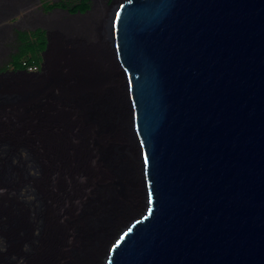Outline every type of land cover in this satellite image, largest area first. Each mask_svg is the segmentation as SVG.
<instances>
[{"label":"water","instance_id":"water-1","mask_svg":"<svg viewBox=\"0 0 264 264\" xmlns=\"http://www.w3.org/2000/svg\"><path fill=\"white\" fill-rule=\"evenodd\" d=\"M106 28L96 105L138 120L152 165L142 206L85 234L110 240L98 264H264V0H121ZM54 34L39 71L0 73L44 77Z\"/></svg>","mask_w":264,"mask_h":264},{"label":"bare ground","instance_id":"bare-ground-1","mask_svg":"<svg viewBox=\"0 0 264 264\" xmlns=\"http://www.w3.org/2000/svg\"><path fill=\"white\" fill-rule=\"evenodd\" d=\"M109 14L97 30L94 72L113 69L107 55ZM70 53L64 51L41 80L42 103L39 85L14 80L24 97L28 91L32 97L0 109V140L7 141L0 161L15 172L17 191L28 203L0 211V264H98L110 240L103 236L96 246L85 234L119 201L121 209L142 206L137 184L152 162L138 120L95 104L90 123L76 131L66 128L78 106L77 99L61 88ZM91 78L88 87L97 84L93 74ZM109 80L114 89L120 88L117 77ZM11 82L5 83L11 87ZM0 98L6 99L4 90ZM56 193L63 197L51 210ZM76 250L79 257L74 258Z\"/></svg>","mask_w":264,"mask_h":264},{"label":"rangeland","instance_id":"rangeland-1","mask_svg":"<svg viewBox=\"0 0 264 264\" xmlns=\"http://www.w3.org/2000/svg\"><path fill=\"white\" fill-rule=\"evenodd\" d=\"M47 1L56 2L59 0H12L13 14L10 17L12 23L10 26L6 25L7 30H3L0 35V44L3 43V47H0V71L12 70L9 61L18 44L17 30L35 32L39 29L47 30L50 33H58L56 35L61 42V46L71 51L70 56L67 57H73L74 59L73 63H67L71 69H69L67 74L66 84L62 78L61 80L63 90L73 95L78 101L77 111L72 119L67 122L66 127L71 131H76L93 120L95 115L94 105L103 90L101 89L102 86L99 88L94 83L88 87L89 80L92 79V74H94L93 62L96 57L95 51H97L94 43L98 41L97 30H100L104 19L107 18L106 14H109V11L111 13L115 5L121 0H89L90 9L88 11L75 13L69 12V8L78 0H63L68 7L64 9L58 7L52 10L45 9L43 4ZM3 22H8V18ZM0 27H2L1 24ZM102 33L103 37L104 31ZM62 38L66 41L79 42H66ZM101 51V58L104 61V50L101 49ZM37 71H39V68ZM0 75L3 74L0 73ZM79 76L82 77L81 81L77 80ZM8 77V81H21L11 76ZM5 82L6 80L0 79V87ZM96 107L99 106L97 105ZM4 145H7V141L0 140V150ZM16 183L18 185V182ZM62 197L58 193L53 194L50 204L51 210Z\"/></svg>","mask_w":264,"mask_h":264},{"label":"trees","instance_id":"trees-1","mask_svg":"<svg viewBox=\"0 0 264 264\" xmlns=\"http://www.w3.org/2000/svg\"><path fill=\"white\" fill-rule=\"evenodd\" d=\"M44 7L46 10H52L54 8H66L68 7L63 0H59L56 2H45ZM90 7L89 0H78L75 4L69 8V12L75 13L76 11L84 12ZM16 36L18 40V44L16 46V50L11 54V58L9 61V65L12 69H26L30 66L37 65L40 67L41 64V52L45 48L46 44V36L45 30H36L35 32H27L24 30H17ZM67 51V49L61 46V42L58 39V36L55 35L53 48L49 56L47 69L45 76L48 74L49 70L56 65L58 59L63 56V52ZM7 69V67H6ZM44 76V77H45ZM36 79L34 81H39L40 83V103L43 102V97L41 95V80L44 78ZM3 81H8L9 77L7 75V79H2ZM13 82V81H12ZM11 82V83H12ZM19 82V81H17ZM10 83V82H9ZM2 89V90H1ZM5 91L6 99L0 100V109L8 106H15L19 103H23L24 98H31V92L28 91L27 95H25V91L19 89L18 84L12 83L11 87H8L6 83L2 84L0 87V91ZM4 93V92H3ZM2 98V97H1ZM0 98V99H1ZM14 171H8L5 169L4 164L0 161V211L5 210L9 206L18 205V206H28V203L23 201L20 198V193L17 191V183L14 178ZM6 197H5V196ZM4 196V197H3Z\"/></svg>","mask_w":264,"mask_h":264},{"label":"crops","instance_id":"crops-1","mask_svg":"<svg viewBox=\"0 0 264 264\" xmlns=\"http://www.w3.org/2000/svg\"><path fill=\"white\" fill-rule=\"evenodd\" d=\"M0 5H2V6L5 5L4 6L5 8L2 7V6L0 7V24L2 26V27H0V35H1V32L3 30L4 31L7 30L6 25H9L10 26V24L12 23V19L10 17L13 14V12H12L13 11V2H12V0H0ZM6 18H8V22H5L4 23L3 21L6 20ZM3 26H4V28H3ZM0 47H3V43L0 44ZM47 71H48V69H47ZM26 81L40 86L39 81L38 82L37 81H34V80L33 81L32 80H26ZM61 88L63 89V87H62V80H61Z\"/></svg>","mask_w":264,"mask_h":264},{"label":"flooded vegetation","instance_id":"flooded-vegetation-1","mask_svg":"<svg viewBox=\"0 0 264 264\" xmlns=\"http://www.w3.org/2000/svg\"><path fill=\"white\" fill-rule=\"evenodd\" d=\"M73 61H74L73 57H72V58H71V57H68V58H67V63H68V64L73 63ZM68 64H67V71H65V73H64V75H63V77H62V79L64 80V83H65V84H66V82H65V81H66V78H67V76H68L67 74H68V72H69V69H71L70 65H68ZM77 80L81 81V80H82V77L79 76V78H78ZM89 81H90V80H89ZM64 83H63V84H64Z\"/></svg>","mask_w":264,"mask_h":264},{"label":"built area","instance_id":"built-area-1","mask_svg":"<svg viewBox=\"0 0 264 264\" xmlns=\"http://www.w3.org/2000/svg\"><path fill=\"white\" fill-rule=\"evenodd\" d=\"M38 68H39V67H38L37 65H33V66L28 67L27 70H28V71H32V72H35V71L38 70Z\"/></svg>","mask_w":264,"mask_h":264}]
</instances>
